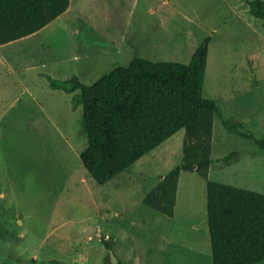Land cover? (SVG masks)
Here are the masks:
<instances>
[{"label":"rangeland","instance_id":"1","mask_svg":"<svg viewBox=\"0 0 264 264\" xmlns=\"http://www.w3.org/2000/svg\"><path fill=\"white\" fill-rule=\"evenodd\" d=\"M248 1L71 0L39 32L0 46V264H82L69 255L75 227L88 264H112L102 237L121 258L139 252L140 264H213L205 179L182 172L174 217L143 203L181 163L185 129L99 185L80 159L83 107L48 76L91 85L134 57L189 63L211 36L205 96L264 138V25ZM233 151L238 161L224 164ZM212 159L210 180L264 193V150L217 115Z\"/></svg>","mask_w":264,"mask_h":264},{"label":"trees","instance_id":"2","mask_svg":"<svg viewBox=\"0 0 264 264\" xmlns=\"http://www.w3.org/2000/svg\"><path fill=\"white\" fill-rule=\"evenodd\" d=\"M248 3L264 25V0ZM70 4L71 0H0V46L39 32ZM211 40V36L202 39L189 63L134 57L127 66L114 68L91 85L77 75L63 81L48 76V80L52 88L74 94V107H83L81 128L87 146L80 159L99 185L109 183L185 129L181 163L163 175L143 203L174 217L182 172L197 173L207 182L213 264H258L264 261V193L210 180L215 116L230 132L253 140L262 150L264 138L240 132L242 124L226 119L221 105L205 96ZM240 154L233 151L221 160L234 164ZM53 237L48 242L56 246ZM87 241L75 227L69 255L82 264H88ZM97 244L110 252L112 264H130L131 258L132 264H140L139 252L130 251L121 258L105 237Z\"/></svg>","mask_w":264,"mask_h":264},{"label":"crops","instance_id":"3","mask_svg":"<svg viewBox=\"0 0 264 264\" xmlns=\"http://www.w3.org/2000/svg\"><path fill=\"white\" fill-rule=\"evenodd\" d=\"M9 44H12V42L11 43H8V44H5V45H9ZM2 46H4V45H2ZM1 46V47H2ZM33 66H31V68H32ZM192 173H195V172H192ZM163 177V176H162ZM181 177V176H180ZM194 179H198V178H196V177H194ZM179 190H180V179H179V185H178V190H177V200H176V206H175V210H176V207H177V204H178V195H179Z\"/></svg>","mask_w":264,"mask_h":264}]
</instances>
